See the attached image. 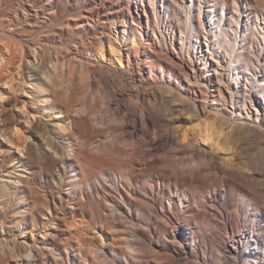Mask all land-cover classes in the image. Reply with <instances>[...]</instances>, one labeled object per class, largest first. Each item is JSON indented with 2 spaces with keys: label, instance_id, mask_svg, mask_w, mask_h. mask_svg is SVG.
Listing matches in <instances>:
<instances>
[{
  "label": "bare ground",
  "instance_id": "obj_1",
  "mask_svg": "<svg viewBox=\"0 0 264 264\" xmlns=\"http://www.w3.org/2000/svg\"><path fill=\"white\" fill-rule=\"evenodd\" d=\"M192 6L184 7L186 12L181 19L186 25V32L193 33L194 41L200 42V34L204 35L209 57L205 56L200 46L196 56L203 63L201 69L207 70V83L200 80L189 56L184 60L173 56L179 60V68L175 66L177 68L173 73L183 81L179 86L163 82L162 77L161 80L157 78L150 68L146 70V66L155 64L152 57L144 59L147 65L142 72L141 68L140 73L137 70V75L129 74L124 60L128 64L133 61L129 52L124 53L123 50H128V42L138 48V41L147 40L141 31L137 32L138 37L131 32L130 40L125 30L120 29L113 30L112 35L102 36L93 54L86 52L85 61L80 60V74L73 77H65L63 70L56 71L57 66L50 72L37 63L33 64L34 74L41 84L26 81L25 92H34V102L44 111L54 113L57 122L50 128L49 134L46 135V131L40 133V143L29 136L28 142L20 149L21 154L27 157L28 162L34 161L51 171L59 163L66 165L71 177L68 181L79 185L87 184L91 179L105 181L101 165L114 166L117 180L141 196V202L132 203L133 194L122 186L129 200L127 205L123 203L120 191L114 201L118 203L122 200L121 208L120 204L119 207L118 204L112 205L105 198V206H111L109 209L119 213L118 220L123 219L120 223L124 227H117L114 213L109 214H114L111 217L102 213L98 225L100 231L93 233L92 239H78L75 248L74 241L69 240L54 239L43 245L46 250L56 251L53 253L57 259H64V251L57 249L58 245H62L74 251V256L82 263L88 256L94 260L98 252L101 254L105 241L113 250L111 239L118 237L115 242L121 244L118 254L126 258L128 264H264V60L259 59V54L254 55L255 61L250 59L245 41L239 39L236 29L224 31L218 28L212 8L202 10L208 12L209 23L204 25L198 20L196 25ZM199 7L200 17L202 6ZM237 12L239 16L238 9ZM226 18L234 21L231 14ZM262 23L255 25V33H264ZM131 25L138 27L140 24L133 19ZM207 33L212 36L211 40ZM147 44L143 48L151 51L150 42ZM258 44L263 46V34ZM152 52L162 57V54ZM157 53L163 52L160 50ZM261 57L264 58L263 55ZM113 60L117 63L115 68L112 67ZM163 66L160 65L158 72L165 77L171 68ZM92 75H96L97 81L91 78ZM156 78L162 82L156 81ZM64 81L66 85L59 95L66 102V113L54 109L57 105L48 94L49 86L57 88ZM115 81L121 90L115 87L117 82L113 85ZM1 85L5 87V90L0 89L1 99L5 93L16 91L12 78H3ZM93 91L101 92L105 101L96 98L95 94L87 105L86 98ZM76 94H79V102L73 106L71 100ZM122 96L131 106L122 104ZM101 104L105 107L103 111H100ZM108 111H113L112 116L119 117L118 125L110 123ZM22 116L26 122L31 119L29 112ZM103 123L106 124L104 127ZM78 127L86 129L81 142L76 137ZM255 142L258 146L249 150V144L252 147ZM243 148L248 156L254 157L257 153L256 159L251 161L250 157L245 161V156L239 155ZM103 150L113 154L123 151L125 154L123 158L112 161L104 155L97 156ZM249 151L255 154L251 155ZM161 154L165 156L161 157ZM93 163L100 165L92 168ZM139 169L146 176L143 182L132 184ZM156 184H161L163 191L156 189ZM140 204L144 206L141 212ZM164 217L168 219V228L160 222ZM93 229L90 227L89 231ZM103 231L110 235V240L104 237ZM135 238L139 239L138 243H134ZM133 246L136 250L141 247L147 249L146 255L142 254V257L145 255L144 260L137 258ZM7 247L8 244L0 240V253L8 252L12 257H24L26 263L31 260L32 264H38V245L24 247L20 251ZM65 254L68 257V253ZM102 258L106 259V256ZM114 259L111 263L118 264ZM105 261L104 264L110 263L107 259Z\"/></svg>",
  "mask_w": 264,
  "mask_h": 264
},
{
  "label": "rangeland",
  "instance_id": "obj_2",
  "mask_svg": "<svg viewBox=\"0 0 264 264\" xmlns=\"http://www.w3.org/2000/svg\"><path fill=\"white\" fill-rule=\"evenodd\" d=\"M189 4H193L191 13L196 25L198 20L204 25L205 23L207 25V22L209 23L208 12L202 10L203 8H212L214 17H217L218 28L224 31L230 28L236 29L239 39L245 41V50L250 59L252 58L255 61L254 55L259 54V59L264 60L261 57L262 55L264 56V44L262 47L258 44L261 42V34L264 35V33L257 34L254 30L255 25L259 22H263L261 27L264 30V0H0V89L5 90V87L1 85L3 78H12L16 90L12 94L5 93L4 99L0 98V240H4L8 244L7 249L15 248L20 251L24 247H35L38 245L40 247L36 252L38 264H104L103 261L106 262V259L107 262L110 261V263L108 262L109 264H113L111 263L113 257L116 258L114 262L118 264H123L124 262H126L124 264H128L127 260L125 261L126 258L118 254V248L121 247V244L115 243L119 240L118 237L111 239L113 250L106 245L105 241L101 254L98 252L94 260H92L91 256H88L84 263L80 262L79 258L74 256L75 252L68 247L57 246L58 251H64V259L61 260L59 257L57 259L55 253H53L56 251L44 249L43 245L54 239L58 241H74L72 243L73 248L76 247L78 239H92L93 233L100 231L98 225L101 222L102 213L109 215L115 211L111 209V206H109L111 210L105 206V198L110 200L112 205L118 204L119 207L120 204L121 208L122 200H119L120 202L118 203L114 201V198L118 196L116 193L120 191L124 199L123 203L125 205L128 204L129 200L126 198L122 186L133 194L131 197L132 203L141 202V196L128 188L126 184L117 180V172L114 166L101 165V169L106 175L105 181L91 179L87 184L79 185L68 181L71 177H69L70 172L66 165L59 163L51 171L34 161L28 162L27 157L21 154L20 149L25 146V142H28L29 136L30 139L40 143V133L46 131V135L49 134L50 128L57 122V118L54 117V113L44 111L34 102L36 98L34 92L29 94L25 92V82L30 81L31 83L41 84L33 71V64L35 63L50 72H52L54 66H57L56 71L63 70L65 77L79 75L81 71L80 60L85 61L86 52L90 55L93 54L98 44L97 42L102 39V36L112 35L114 34L113 30L120 29L122 31L125 30L129 40L132 38L131 32L138 37L137 32L140 31L145 34L147 39L142 41V43L138 41L139 49L131 46L129 42L126 43L128 50H123V52H129L133 61H131L133 64H128L124 60V65H126L125 67L129 74L134 75L141 68L140 71L142 72L145 69L144 66L147 65L144 59L152 57L155 64L152 67L146 66V70L150 68L157 78L160 79L162 77L163 82L170 83L172 86H179L183 81H181V77L178 79L173 75L175 69L179 68V60L174 57L178 56L181 60L191 57L193 65L197 69L198 77L202 82L207 83V70L201 69L203 63L196 56L199 53L200 46L205 56L209 57L204 35L200 34V42L194 41L193 33L186 32V25L181 19L184 17L181 15H185L186 12L184 7L189 6ZM199 5L202 6L200 17L198 14ZM237 9L240 12L239 16ZM156 13L157 15H155ZM230 14L234 21H229L226 18ZM133 19L140 24L138 27L131 25ZM122 24H126V26ZM113 26L116 27L114 28ZM206 35L209 36L208 33ZM211 39L212 36L209 40ZM148 41L153 48L151 51L143 48V46L148 45ZM153 50L156 54H162V57L167 55V57L165 59L157 57L152 52ZM160 50L163 53H157ZM37 51L38 53L36 54ZM138 52L139 54H137ZM164 52H169L170 54ZM35 54L37 60L35 59ZM68 56L69 58H67ZM138 59L144 60L143 63ZM248 64L251 66L250 62ZM160 65H164L166 69L171 68L165 77L158 72ZM155 66L158 67L156 68ZM112 67H117L115 60H113ZM92 76L91 78L97 81L96 75ZM157 78L156 81L162 82L160 81L161 79L158 80ZM116 82H113V85ZM118 84L117 82L115 87L117 89L120 87L121 90L122 88ZM65 85L66 81L57 88H50L49 86L48 90L49 97L57 105L54 109L61 110L62 113H66V102L62 100L59 93ZM95 94H97L96 98L98 97L105 101L101 92L93 91L86 98L87 105L93 100ZM78 102L79 94H76L71 100V104L77 106ZM121 102L122 104L125 103L124 105L129 104L128 106H131L125 96H122ZM102 104L105 106L104 102ZM102 104L100 105V111L105 110ZM23 106L25 108H22ZM25 112H29L31 116V119L27 122L22 116ZM112 115L113 111L107 112L110 123L118 125L120 122L119 117ZM104 123L102 127L106 125ZM14 126L15 128L17 127V130L13 128ZM85 135L86 129L78 127L76 133L77 141L81 142V137ZM254 144L250 147V143L248 149L258 146V143L255 142ZM43 148L45 149L46 147L43 146ZM124 154L125 152L123 151L120 154H113L108 150H103L97 156L104 155V157L116 161V159L123 158ZM246 154L248 153L245 152L244 148L239 151V155L245 156V161L250 159V157V160L254 161L256 156H258L253 151H249V154H255L254 157ZM160 156H165V154ZM55 157L57 158V156ZM136 158L138 161V157ZM99 165V163H93L91 167L94 168ZM145 176L139 169L137 177H135L136 180L133 179L132 184L135 181L138 183L143 182ZM161 187V184H156L155 186L156 189L160 188L163 191V187ZM123 206L122 208H125ZM142 208L144 209V206L140 204L139 212L143 211ZM114 214L109 216H114ZM117 214L119 215V213ZM117 214L114 216L117 218H115L116 222L119 219ZM114 217H112L113 221ZM120 220H118L119 223L123 222V219ZM118 222L116 224L119 229L124 227L122 223L118 224ZM160 222L164 224V227L168 228L167 217H164ZM90 227H94L93 231H89ZM104 228L111 231V228L108 229L105 225ZM103 232L104 237L110 240V235L105 231ZM136 241L138 243L139 239L137 238L136 240L135 238L134 243ZM134 248L137 251V258L142 257V254L146 255L147 249L144 247L143 249L142 247L137 248V250L136 246ZM139 249L141 250L139 251ZM65 252L68 253V257ZM145 255L139 260L142 261ZM102 256H106V259L102 258ZM95 258H99V260L97 261ZM100 258L101 261L105 260L101 262ZM16 262L32 264L31 260L26 263L24 257H12L8 252L0 253V264H16Z\"/></svg>",
  "mask_w": 264,
  "mask_h": 264
}]
</instances>
